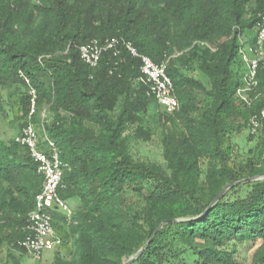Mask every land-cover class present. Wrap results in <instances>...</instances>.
Segmentation results:
<instances>
[{
  "label": "trees",
  "instance_id": "obj_1",
  "mask_svg": "<svg viewBox=\"0 0 264 264\" xmlns=\"http://www.w3.org/2000/svg\"><path fill=\"white\" fill-rule=\"evenodd\" d=\"M262 10L257 0H0V90L20 92L18 132L30 109L29 86L36 91L31 122L41 141L59 149L68 167L60 196L76 202L70 219L52 211L59 247L74 248L73 258L56 252L52 264H186V252L200 264H243L228 245L251 240L261 242L253 264H264V169L232 166L228 139L231 125L248 127L262 104L264 65L251 104L235 96L242 37L252 34L249 46L255 44ZM110 38L154 63L166 61L176 112L165 114L147 96L139 61L127 52H103L95 68L80 59L81 45ZM199 96L209 102L202 106ZM151 105L158 107L164 166L130 151L154 134ZM42 182L27 150L0 136V243L26 253L18 241ZM241 185L246 195L231 199L228 191ZM127 190L143 197L138 213L129 214Z\"/></svg>",
  "mask_w": 264,
  "mask_h": 264
},
{
  "label": "built area",
  "instance_id": "obj_2",
  "mask_svg": "<svg viewBox=\"0 0 264 264\" xmlns=\"http://www.w3.org/2000/svg\"><path fill=\"white\" fill-rule=\"evenodd\" d=\"M261 2L263 10L260 13L256 41L249 46L248 57L242 48L240 57L246 66L242 78V85L236 90V98L244 105L251 104L250 92L257 86V72L264 65V0ZM127 52L130 56L138 59L140 81L146 88V94L165 112L173 114L179 108L174 94L171 79L166 74V61L154 63L149 57L142 55L131 45L121 38H110L103 42L92 40L78 49L80 59L88 66L95 68L98 65L101 54L106 51L113 52L114 56L120 51ZM23 81L29 85V80L19 72ZM30 109L26 117V123L14 138L15 143L24 147L30 159L36 164L37 172L42 176L43 182L40 191L34 196V206L27 215L23 227V237L18 241V246L35 259L41 258L43 253L51 251L61 244L54 225L52 211H58L70 219L73 211L68 201L60 196V191L65 188L62 182L63 173L68 169L67 165L60 160L59 149L46 137L40 140L31 119L35 114L36 91L29 86ZM259 94L255 95L258 98ZM264 123V95L262 104L257 113L251 114L248 119V129L255 134L262 128Z\"/></svg>",
  "mask_w": 264,
  "mask_h": 264
},
{
  "label": "rangeland",
  "instance_id": "obj_3",
  "mask_svg": "<svg viewBox=\"0 0 264 264\" xmlns=\"http://www.w3.org/2000/svg\"><path fill=\"white\" fill-rule=\"evenodd\" d=\"M252 38V34L244 35L242 37L244 41V45L242 47V52H244L248 57H251V53L249 52V43ZM246 42V43H245ZM241 61V57L239 55V59ZM246 71V66L240 63V67L237 72L242 80L244 73ZM189 75L194 76L195 78L201 80L203 84L208 88L209 83L207 79L201 74L197 72H189ZM0 94L3 98V103L5 107L4 114L0 115V136L1 138L8 140L10 138H15L19 133L17 128V122H15V115L17 112V98L19 97V90L16 89L15 86L6 90H0ZM199 100H201L200 104L202 106L206 105L209 102L208 98H204V96H199ZM158 110L156 105H151L148 109L147 116V125L150 130L154 132L152 138L148 142H133L131 145V153L134 158L140 159L146 162H151L155 164H159L164 166V159L162 156V144L160 142L159 133L157 132L156 125V116L155 113ZM161 110V109H160ZM48 115L45 111L41 112V118H44ZM240 123V122H239ZM238 122L233 123L231 125V129L229 132V146H230V163L232 166H249L250 163H254L258 165L259 168L264 169V149L262 150V146L264 148V133L263 129H259L255 134H251L248 127L238 128ZM261 152V154H260ZM261 162L259 165L258 163ZM206 160L201 159L200 167L202 171L201 182L204 181V171ZM264 174L258 177V179H263ZM248 191V187L241 185L239 188L234 189L233 191H228L229 197L234 199L237 196H244ZM126 204L130 207L129 214L132 215L135 212H139L143 206V197L140 194H136L130 190L125 192ZM72 211L76 208V202H68ZM261 242L259 240H251L243 243L229 244V250L233 247L235 252L233 253V257L236 261L243 264H253V255L254 252L258 249ZM182 246L181 244L178 245ZM232 248V249H233ZM73 244L72 242L67 244L65 247H56L55 249L43 253L41 258L35 259L31 255L27 253H21L9 246L5 243H0V264H52L55 253H59L61 256L67 259L73 258ZM180 258L184 259L186 264H200L199 261H195L193 257H191V253L186 252L181 254ZM129 260H124L123 264H129Z\"/></svg>",
  "mask_w": 264,
  "mask_h": 264
},
{
  "label": "crops",
  "instance_id": "obj_4",
  "mask_svg": "<svg viewBox=\"0 0 264 264\" xmlns=\"http://www.w3.org/2000/svg\"><path fill=\"white\" fill-rule=\"evenodd\" d=\"M69 202H72V201H69ZM0 238H1V235H0ZM2 243H5L6 244V242H4V241Z\"/></svg>",
  "mask_w": 264,
  "mask_h": 264
}]
</instances>
